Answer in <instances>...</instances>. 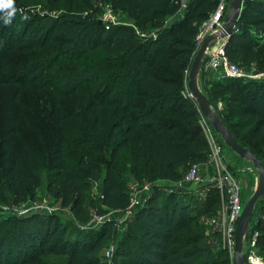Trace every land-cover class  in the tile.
Masks as SVG:
<instances>
[{
    "label": "trees",
    "instance_id": "1",
    "mask_svg": "<svg viewBox=\"0 0 264 264\" xmlns=\"http://www.w3.org/2000/svg\"><path fill=\"white\" fill-rule=\"evenodd\" d=\"M219 2L0 0V99L15 87H58L57 101L34 128L39 141L20 149L14 137L38 124L35 114L12 116L16 98L1 100L0 201L22 205L45 184L88 224L92 210L117 217L129 209L131 179L173 184L206 164L211 149L187 84L197 35ZM109 10L132 25L105 23ZM225 50L240 68L264 71V0H244ZM209 82L212 108L223 102L217 112L227 129L264 166V80ZM93 182L99 195L89 201ZM157 191L121 232L111 219L89 230V242L72 241L54 214L0 217V264H108L105 240L114 241L112 264H233L218 232L201 239V218L186 202L190 192ZM208 199L204 212L218 210L221 196ZM253 234L264 255V197Z\"/></svg>",
    "mask_w": 264,
    "mask_h": 264
},
{
    "label": "rangeland",
    "instance_id": "2",
    "mask_svg": "<svg viewBox=\"0 0 264 264\" xmlns=\"http://www.w3.org/2000/svg\"><path fill=\"white\" fill-rule=\"evenodd\" d=\"M98 0H93V2L97 3ZM110 12H107L106 15L103 17V21L109 25H116V24H131L129 21H126L124 18H119L116 16H112ZM201 46V45H200ZM198 47V49L200 48ZM245 70V69H244ZM247 72H250L248 70H245ZM209 77H206V75L201 71L198 79V83L200 86L201 91L205 94V88H208L211 90V86H209L210 82L212 80H217V78H213L210 80ZM38 82V81H36ZM40 84V83H39ZM38 85V84H37ZM37 85L34 88L31 87H15L11 93H7L2 99H0V109L1 108V100L5 98H12L14 97L17 100L18 106L15 107L13 111H11V115L17 117L18 111H22V114H28L33 111L35 114V121L38 124L28 127H23L20 131L21 134L16 135L14 137V145L17 149H20L22 146L27 144L28 142H38L39 137V129L35 126H42L41 122L44 121L42 114H44L45 111H42L44 109L52 107V104L57 101L56 98V90L58 87H50L48 90H46V86L41 88H37ZM188 85V84H187ZM222 101L218 102V107L216 109H213L215 111H218L222 107ZM65 106L69 107L70 104L67 102L64 103ZM11 106V105H10ZM202 115V114H201ZM0 119H4V114L0 113ZM23 121V119H22ZM205 126H208L210 129L211 134L215 138V140L222 146L223 149V155H222V164L225 167L224 170L221 171V174L223 175L226 171L232 172L233 176L238 180L240 189H241V198L243 201V204L247 203V201L252 197L254 194L257 185H258V171L254 167L253 163L247 159L241 158L239 155H237L233 150H231L224 140L221 138L219 134H217L212 126L210 125L207 118H205L202 115V121ZM10 126V124H9ZM13 126V125H12ZM203 130V128H202ZM204 138L208 142V136L205 130H203ZM211 153V152H210ZM212 163L214 161L211 159ZM213 168L215 169L213 171V175L210 177V179L219 176V172L216 171V165L213 164ZM188 169H186L184 172H186ZM201 172V171H200ZM210 179H207L206 181H209ZM94 185L92 189L89 192V201L93 198H96L99 195V187L98 183L93 182ZM159 183L157 189H159L157 192L160 193H167L169 192V187H166L167 185ZM129 186L131 188V193L134 192L137 195V198L140 201H145L146 199H149L152 194V191L154 190V187H152L151 184L147 183H140L136 180L131 179L129 182ZM169 186V185H168ZM190 193V195L187 197L186 202L189 204V210H192V212H196L202 221V226L199 227V229L204 232V236L201 237L202 240H205L206 237L211 233V229L207 222L212 218H218L219 213L222 209V204L219 205L218 210H212L210 213L204 212V208L210 205V200L208 198H219L221 196V190L220 187L217 184L207 183L204 186H189L186 188ZM177 197L181 194V192L178 191ZM3 198V197H2ZM4 199H7L4 197ZM48 205L51 210L54 208L55 216H57V221L61 225L60 229H63L66 231V234L70 237V239L73 240H81L83 242H89L92 235L89 232V228H87V224H83L77 217L74 216L72 212L68 208H62L60 206V203L56 201L54 198L49 196L46 193L45 184L42 186L39 191L38 195L35 199L30 200L26 202L25 204L16 205L14 206L9 201H0V217L6 216L11 214L10 210L15 209L16 207H19L22 212H28V214H31L34 212L37 207ZM7 208V209H6ZM91 214H95V211H91ZM53 215V214H52ZM117 223L116 226L117 230L120 232L122 231L123 226H125L124 222H126V219H124V216L117 214ZM46 228V227H44ZM94 229V228H92ZM91 235V236H90ZM113 240H105L104 242V248L101 251L103 255L106 254V252L113 247ZM244 251V250H243ZM13 262V260H12ZM233 263V260H232Z\"/></svg>",
    "mask_w": 264,
    "mask_h": 264
},
{
    "label": "built area",
    "instance_id": "3",
    "mask_svg": "<svg viewBox=\"0 0 264 264\" xmlns=\"http://www.w3.org/2000/svg\"><path fill=\"white\" fill-rule=\"evenodd\" d=\"M184 1L187 2V0ZM228 5L229 0H220L216 11L203 25L197 35L199 46L209 34L216 33L222 26L224 17L228 11ZM108 12H110V14L113 16L111 10H109ZM112 16L110 17L112 18ZM129 25H132V23ZM141 37H144V34H141ZM227 39L228 38L219 39L216 42L210 44V46L207 48L201 71L205 75L212 74L217 79L239 78L245 81H263L264 71L252 70L250 72H247L228 60L225 50ZM201 124L203 130H205V132L207 133L208 143L211 149V159L214 161L217 167L216 171L219 172V176L214 177L206 182L205 178L200 172V166L193 165L184 173L183 178L179 182L169 184V192H183L189 186L196 185L200 187L204 186L207 183L217 184L220 187L222 209L219 213L218 218L210 219L207 224L209 225L212 233L218 232L220 234L221 247L230 254V257L233 260L236 246L235 237L237 224L244 209V204L241 198V189L238 180L233 176L232 172L226 171L223 175L221 174V171L225 169L222 164V146L215 140L210 132L209 127L205 126L202 122ZM145 201H140L134 192L130 193V206L129 209L125 213H123L124 219L130 217L137 209H139L143 205ZM36 209L38 210H35L31 214H55L54 208L53 210H51L48 205L39 206ZM10 212L11 215L16 216L31 215L28 214V212H22L19 207H16V210H10ZM111 219H115V223L117 226L118 223L116 219V212L111 211L102 216L94 215V218L87 224V228H98L106 221ZM256 236V234H253L252 237H249V240L244 244V253L246 255L245 264H264V255L260 254L258 251ZM113 253L114 247H111L104 255L107 259L108 264H112Z\"/></svg>",
    "mask_w": 264,
    "mask_h": 264
},
{
    "label": "water",
    "instance_id": "4",
    "mask_svg": "<svg viewBox=\"0 0 264 264\" xmlns=\"http://www.w3.org/2000/svg\"><path fill=\"white\" fill-rule=\"evenodd\" d=\"M244 0H229L228 11L224 17L222 26L216 33L209 34L202 42L192 62L188 75V90L195 100L201 114L208 119L214 131L221 136L226 145L243 159L251 161L258 171V185L244 206L236 229V246L233 264H245L246 255L244 244L249 240L251 224L253 222L256 205L264 197V166L258 158L247 148H244L227 129L217 111L213 110L208 97L201 91L198 79L206 56L207 48L219 39L228 38L234 31L241 14Z\"/></svg>",
    "mask_w": 264,
    "mask_h": 264
},
{
    "label": "crops",
    "instance_id": "5",
    "mask_svg": "<svg viewBox=\"0 0 264 264\" xmlns=\"http://www.w3.org/2000/svg\"><path fill=\"white\" fill-rule=\"evenodd\" d=\"M206 77H209L210 80L214 78V76L212 74L206 75ZM214 170L215 169L213 168V163L211 162V154H209L208 162L206 164L200 166V171H201L202 176L205 178V180H207V179H210V177L213 175V171ZM159 183H161L160 185H162V184L169 185L167 182H156L155 184H151L152 187H154V190L152 191V194H150L151 196H153L154 193L157 191V187H158ZM183 192H189V191L185 190ZM117 214L118 215H122V216L124 215L123 213H120V212L117 213Z\"/></svg>",
    "mask_w": 264,
    "mask_h": 264
},
{
    "label": "clouds",
    "instance_id": "6",
    "mask_svg": "<svg viewBox=\"0 0 264 264\" xmlns=\"http://www.w3.org/2000/svg\"><path fill=\"white\" fill-rule=\"evenodd\" d=\"M10 16H11V13L8 14V17L5 18V22H10Z\"/></svg>",
    "mask_w": 264,
    "mask_h": 264
}]
</instances>
